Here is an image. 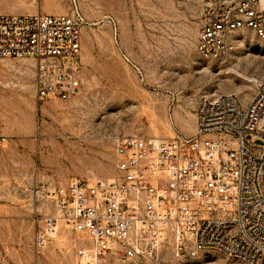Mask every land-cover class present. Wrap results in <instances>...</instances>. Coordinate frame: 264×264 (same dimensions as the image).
Returning a JSON list of instances; mask_svg holds the SVG:
<instances>
[{
    "label": "rangeland",
    "instance_id": "obj_1",
    "mask_svg": "<svg viewBox=\"0 0 264 264\" xmlns=\"http://www.w3.org/2000/svg\"><path fill=\"white\" fill-rule=\"evenodd\" d=\"M77 4L85 22L81 86L74 97L37 100L32 60L0 59L6 136L0 154V264H78L75 245L88 241L64 225L47 247L34 248V232L51 210L44 196L48 186L72 177H110L115 136L193 134L201 96L233 93L245 102L264 80V39L251 31L234 33L216 58L199 56V0ZM69 9L68 0H0V13ZM95 264L249 263L214 248L184 258L161 248L151 257L121 262L106 256Z\"/></svg>",
    "mask_w": 264,
    "mask_h": 264
},
{
    "label": "built area",
    "instance_id": "obj_2",
    "mask_svg": "<svg viewBox=\"0 0 264 264\" xmlns=\"http://www.w3.org/2000/svg\"><path fill=\"white\" fill-rule=\"evenodd\" d=\"M68 2L62 14L0 13V59L32 60L37 100H67L81 86L85 18L77 0ZM199 19L196 50L205 59L223 54L240 30L264 39V0H199ZM195 115L190 135L115 136L110 177L48 186L51 210L34 232L35 250L64 225L88 241L75 245L78 264L161 248L178 258L214 248L264 264V80L245 102L233 93L201 96ZM5 141L0 124V154Z\"/></svg>",
    "mask_w": 264,
    "mask_h": 264
},
{
    "label": "bare ground",
    "instance_id": "obj_3",
    "mask_svg": "<svg viewBox=\"0 0 264 264\" xmlns=\"http://www.w3.org/2000/svg\"><path fill=\"white\" fill-rule=\"evenodd\" d=\"M258 82H256V84H257ZM155 138H158V137H155ZM159 139H162V138H159Z\"/></svg>",
    "mask_w": 264,
    "mask_h": 264
},
{
    "label": "crops",
    "instance_id": "obj_4",
    "mask_svg": "<svg viewBox=\"0 0 264 264\" xmlns=\"http://www.w3.org/2000/svg\"><path fill=\"white\" fill-rule=\"evenodd\" d=\"M7 11H11V10H7ZM8 13V12H7Z\"/></svg>",
    "mask_w": 264,
    "mask_h": 264
}]
</instances>
